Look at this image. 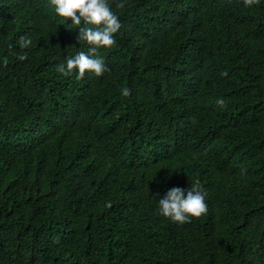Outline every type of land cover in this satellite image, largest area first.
<instances>
[{
  "label": "trees",
  "instance_id": "16d2710c",
  "mask_svg": "<svg viewBox=\"0 0 264 264\" xmlns=\"http://www.w3.org/2000/svg\"><path fill=\"white\" fill-rule=\"evenodd\" d=\"M109 2L107 70L77 79L70 18L0 0V264H264V0ZM193 184L206 213L159 214Z\"/></svg>",
  "mask_w": 264,
  "mask_h": 264
},
{
  "label": "clouds",
  "instance_id": "9594fccd",
  "mask_svg": "<svg viewBox=\"0 0 264 264\" xmlns=\"http://www.w3.org/2000/svg\"><path fill=\"white\" fill-rule=\"evenodd\" d=\"M257 2L258 0H243L245 7H252ZM49 6L63 22L70 18V24L78 29V42L89 45L87 52L79 51L67 56L56 70L65 76L75 73L77 79L83 78L86 72L101 76L107 70V65L99 52L115 46L116 34L121 29V21L109 0H49ZM119 6L123 7V4ZM31 44L30 38H20L21 48H27ZM20 58L24 59L23 56ZM216 103L223 106L224 100L218 99ZM206 196V191L199 184H193L187 189L173 186L157 199L159 214L173 222H188L207 212Z\"/></svg>",
  "mask_w": 264,
  "mask_h": 264
}]
</instances>
